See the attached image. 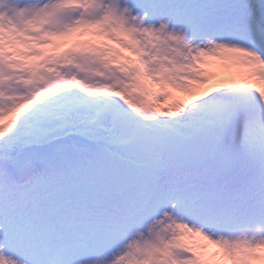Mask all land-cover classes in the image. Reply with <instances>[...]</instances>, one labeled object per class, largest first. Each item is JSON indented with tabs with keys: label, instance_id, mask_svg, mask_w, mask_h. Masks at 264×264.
I'll list each match as a JSON object with an SVG mask.
<instances>
[{
	"label": "snow or ice",
	"instance_id": "1",
	"mask_svg": "<svg viewBox=\"0 0 264 264\" xmlns=\"http://www.w3.org/2000/svg\"><path fill=\"white\" fill-rule=\"evenodd\" d=\"M0 264H264V0H0Z\"/></svg>",
	"mask_w": 264,
	"mask_h": 264
}]
</instances>
